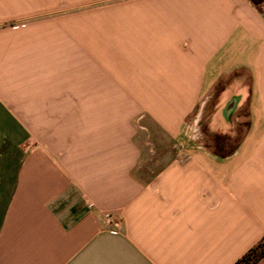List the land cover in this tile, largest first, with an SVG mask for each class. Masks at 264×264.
I'll return each instance as SVG.
<instances>
[{"label":"crops","instance_id":"0c3cea01","mask_svg":"<svg viewBox=\"0 0 264 264\" xmlns=\"http://www.w3.org/2000/svg\"><path fill=\"white\" fill-rule=\"evenodd\" d=\"M212 100L238 142L184 145ZM263 238L264 1L0 0V264H235Z\"/></svg>","mask_w":264,"mask_h":264},{"label":"rangeland","instance_id":"374dc122","mask_svg":"<svg viewBox=\"0 0 264 264\" xmlns=\"http://www.w3.org/2000/svg\"><path fill=\"white\" fill-rule=\"evenodd\" d=\"M214 108L213 100L210 104L205 106H200L195 114L191 116V118L188 120L185 128L184 138L186 139V144L184 145H222V146H233L235 145L237 141L233 143L225 144V141L210 138L209 137V122L208 118L211 113V111ZM244 115L247 114V108H244L243 110ZM200 119V121H199ZM246 124L244 123L239 127V130L242 134L246 131ZM194 137V138H193ZM153 145L156 147H166L172 145L169 140L163 138L162 136H159L158 134H154L153 139Z\"/></svg>","mask_w":264,"mask_h":264},{"label":"trees","instance_id":"16d2710c","mask_svg":"<svg viewBox=\"0 0 264 264\" xmlns=\"http://www.w3.org/2000/svg\"><path fill=\"white\" fill-rule=\"evenodd\" d=\"M256 4H261L264 0H253ZM264 257V238L252 248L247 254L240 258L235 264H257Z\"/></svg>","mask_w":264,"mask_h":264}]
</instances>
